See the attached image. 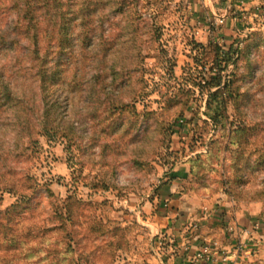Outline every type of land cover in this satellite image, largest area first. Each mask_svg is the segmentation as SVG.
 <instances>
[{
  "label": "trees",
  "instance_id": "16d2710c",
  "mask_svg": "<svg viewBox=\"0 0 264 264\" xmlns=\"http://www.w3.org/2000/svg\"><path fill=\"white\" fill-rule=\"evenodd\" d=\"M1 15L12 19L0 24V264H114L116 251L130 246L122 231L116 228L113 241L96 244L111 230L93 221L90 202L76 190L61 199L50 183L39 182L33 169L41 154L39 138L45 137L65 143L74 177L79 181L82 177L86 187L97 192L110 186L81 176L84 166L78 153L86 146H100L102 162L108 149L120 156L124 139L140 117L151 120L157 114L146 108L138 111L146 95L143 75L149 57L141 47L145 36L152 48L157 42V16L143 12L137 0H0ZM257 36L262 35L234 42L228 51L215 46L213 69L219 75L206 80L209 90L217 89L210 92L207 115L221 125L223 134L209 145L207 161L230 163L223 164L222 181L229 198L264 206V189L257 182V174L264 170V118L259 119L258 108L255 119L242 117L251 99L242 85L246 76L238 72L245 60L253 74L252 48L263 40L251 44ZM241 43L244 47L238 51L235 45ZM231 65L232 73L223 84V73ZM230 94L235 119L228 114ZM188 97L185 93L178 103L187 106ZM157 126L163 138H157L158 132L144 135L142 164L168 145L170 123L162 119ZM113 132L116 138L110 143ZM102 140L106 142L101 144ZM78 164L80 173L75 176ZM198 168L193 162L191 172L197 178L203 174ZM228 171L235 173L233 178ZM43 190L48 209L38 202ZM6 194L16 201L3 207Z\"/></svg>",
  "mask_w": 264,
  "mask_h": 264
},
{
  "label": "rangeland",
  "instance_id": "374dc122",
  "mask_svg": "<svg viewBox=\"0 0 264 264\" xmlns=\"http://www.w3.org/2000/svg\"><path fill=\"white\" fill-rule=\"evenodd\" d=\"M137 4L143 12L157 16L154 18V27L159 31L153 48L146 41V36L144 48L141 47L142 54H148L149 57L145 59L143 75L146 95L140 99L138 111L146 108L157 114H153L151 120L141 116L123 141V153L116 156L108 149L105 162L101 160L100 146H86L87 134L84 126L81 127V133L85 135L83 144L86 146L85 152L80 149L78 153L79 162L84 166L81 176H89L92 182L110 184L106 190L93 192L85 186L82 177L80 181L74 177V168L71 167L68 150L62 141L39 138L41 154L33 169L39 182L42 185L50 183L51 189L61 199L68 196L69 190H76L81 198L90 202L93 221L111 230L109 234L98 238L96 244L104 245L105 241H113L116 228L122 231L124 240L130 246L116 251L114 264H138L144 254L146 260H153L157 251H166L168 245L165 242L168 240L154 225L157 216L151 218L154 212L160 210L157 208L160 204H153L152 200L165 182L172 178L180 182L176 184V194L189 215L188 219L194 218L195 229L201 216L212 214V211L218 210L224 198H229L222 187V181L225 179L223 164L229 166L230 163L207 161L209 145L223 134L221 125L214 124L207 115L210 92L217 89L209 90L206 80L219 75L218 70L213 69L215 46L228 51L238 40H249L254 34L262 35L250 42L255 45L257 40L263 39L258 41V48H252L250 58L255 68L253 74L250 75L251 69L245 60L239 63L238 72L246 76L242 85L251 99L242 117L249 121L255 119L258 108L259 119L264 118V0H137ZM11 19L1 15L0 24L6 25ZM221 19L223 23H220ZM213 24L214 38L210 40L212 32L209 28ZM241 44L238 45L239 49L235 45L238 51L244 47ZM233 68L231 65L221 75L223 84ZM257 79L258 83L253 84ZM134 86L139 87L137 83ZM185 93L190 95L187 106L178 103ZM234 101L232 95H228V114L231 119L236 116ZM181 111L183 115H178ZM162 119L168 120L171 126L168 145L152 152L146 164H142L140 155L145 147L143 137L147 132H158L157 138L161 140L164 132L157 125ZM128 121L126 119L124 123ZM115 133L111 134L110 143L116 138ZM105 142L102 140L101 144ZM94 151L97 153H92ZM88 155L93 157L90 167L87 165ZM192 161L200 166L199 172L203 169L199 178L191 172ZM79 169L78 164L75 176L79 175ZM254 172L247 176L248 184ZM227 174L231 178L235 175L232 171ZM257 176L258 187L263 190L264 170ZM41 197L38 202L48 209L44 190ZM229 200L234 201L231 198ZM15 201L16 198L6 194L3 207ZM236 202L248 207V202ZM258 240L247 233L231 252H241L243 258L247 254L255 255L253 251L257 250L251 246ZM97 252L100 254L102 250Z\"/></svg>",
  "mask_w": 264,
  "mask_h": 264
},
{
  "label": "crops",
  "instance_id": "0c3cea01",
  "mask_svg": "<svg viewBox=\"0 0 264 264\" xmlns=\"http://www.w3.org/2000/svg\"><path fill=\"white\" fill-rule=\"evenodd\" d=\"M179 183L178 180H175L162 184L157 196L152 200L153 204H160V206L157 205V208L160 209L159 212H154L151 218L157 216L154 219V225L168 240L165 242L168 245L166 251H157L156 258L153 260H146L147 257L144 254V259L140 258L138 264H186L194 256H197L203 247L213 243L231 252L240 241H243L247 233L259 239L256 244L251 246L253 249L255 248V251L257 250L253 251L256 254H244L245 257L240 256V260H235L234 264H264L262 203L251 202L248 203V207H245L229 200V198H224L218 210L215 209L212 214H206L199 218L200 223L196 225L195 229L194 220H192L194 218L188 219L189 215L180 204L178 194H176V184ZM231 227L234 228L233 232L229 230ZM202 264L213 263L203 262Z\"/></svg>",
  "mask_w": 264,
  "mask_h": 264
},
{
  "label": "built area",
  "instance_id": "2783aa9c",
  "mask_svg": "<svg viewBox=\"0 0 264 264\" xmlns=\"http://www.w3.org/2000/svg\"><path fill=\"white\" fill-rule=\"evenodd\" d=\"M223 21L224 20L221 19L220 23H223ZM213 26L214 24L209 28L210 33L212 32L209 37L210 40L214 38L213 37V32H214ZM229 230L232 232L234 228L231 227ZM240 253L241 252L235 251V253L233 254L227 249L221 248L216 243L208 244L205 247H203L202 251L199 252L197 256L193 257L186 264H202L203 262L213 263V264H234V261L240 258L241 256Z\"/></svg>",
  "mask_w": 264,
  "mask_h": 264
}]
</instances>
